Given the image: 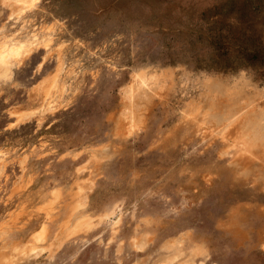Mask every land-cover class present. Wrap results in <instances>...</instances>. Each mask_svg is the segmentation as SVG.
Segmentation results:
<instances>
[{
    "label": "rangeland",
    "instance_id": "1",
    "mask_svg": "<svg viewBox=\"0 0 264 264\" xmlns=\"http://www.w3.org/2000/svg\"><path fill=\"white\" fill-rule=\"evenodd\" d=\"M12 10L0 0V38L38 43L0 77V251L47 232L46 250L7 261L159 264L181 239L180 258L201 245L196 263L264 264V154L233 157L229 103L213 86L250 101L238 118L264 119V0H37ZM153 73L157 82L137 85ZM78 190L83 230L49 253Z\"/></svg>",
    "mask_w": 264,
    "mask_h": 264
},
{
    "label": "bare ground",
    "instance_id": "2",
    "mask_svg": "<svg viewBox=\"0 0 264 264\" xmlns=\"http://www.w3.org/2000/svg\"><path fill=\"white\" fill-rule=\"evenodd\" d=\"M37 2V0H1V3L7 5V6H12L13 7V13L15 12L16 14L21 12L22 10L25 9H29L32 6L35 5V3ZM9 36V35H8ZM48 40V39H47ZM37 42V39L33 38V39H26V40H19V39H14V38H0V77H7L9 74V70H10V66H12L13 64H15L19 58L26 53L33 45H35ZM142 74V73H140ZM53 76V75H52ZM137 79H136V83L138 86H140V88L142 87H148L147 84L150 82V80H153L156 76V74H146V75H136ZM157 77V76H156ZM51 78V77H50ZM53 78V77H52ZM51 78V79H52ZM48 79V78H47ZM212 79V78H211ZM50 80V79H49ZM48 80V81H49ZM155 80V79H154ZM153 80V81H154ZM157 80V79H156ZM155 80V81H156ZM149 81V82H148ZM211 81V80H210ZM244 81V80H243ZM45 82V81H44ZM51 82V81H50ZM55 82V80L53 81ZM148 82V83H147ZM157 82V81H156ZM155 83V82H154ZM226 83V82H225ZM233 83V82H232ZM50 84V83H49ZM53 84V83H52ZM153 84V82L151 83ZM156 84V83H155ZM227 84V83H226ZM43 85V84H42ZM46 85V84H45ZM243 85V84H242ZM201 86L208 89V90H212V83L209 81H201ZM214 86V90H217L220 95L226 97L225 99H227L228 103H229V107L227 106L226 111H223L222 114L225 117V119H227L228 121H231L233 125H231V122H229L231 127H234L233 129V134L230 136L232 137V142L231 144L228 146L229 148L231 146H235L234 149H231V153L233 155L234 158H241V160L246 161V158L250 157H259L262 156V154H264V129L261 126L260 122L264 121V119L262 120V114L261 111H255V110H246V112L241 115L240 114V119L238 118V114L247 107V105L249 104V102H245V106L242 107V103L238 102L237 100H235V96H236V90L233 91V89L231 90L230 86L226 87L225 85L223 86H217V85H213ZM233 86V85H232ZM45 88V95L48 96V94H50V92L52 91L49 85L48 86H44ZM220 87V88H218ZM236 87V86H235ZM246 87V86H245ZM244 87V88H245ZM42 88V87H40ZM139 88V89H140ZM234 88V87H233ZM252 88V87H250ZM137 88V90H139ZM147 89V88H146ZM149 89V88H148ZM240 88H237V90H239ZM43 90V89H42ZM143 90H145L143 88ZM251 90V89H250ZM255 90V88H254ZM134 91V90H133ZM141 91V90H140ZM242 91V90H240ZM258 91V90H257ZM147 92V91H146ZM145 92V93H146ZM262 92V91H261ZM42 93V92H41ZM128 93V92H127ZM134 93V92H133ZM137 93V92H136ZM204 93V92H203ZM240 93V92H238ZM247 93V92H246ZM135 94V93H134ZM138 94V93H137ZM136 94V96H137ZM140 94V93H139ZM259 94V93H258ZM42 95V94H41ZM44 95V96H45ZM129 97V94H127ZM144 95V94H143ZM218 95V93H217ZM245 95V94H244ZM261 95V93H260ZM135 96V97H136ZM139 96V95H138ZM221 96V97H222ZM239 96V95H237ZM236 96V97H237ZM126 97V98H127ZM132 97V96H131ZM141 97V96H140ZM220 97V96H219ZM250 97V94H249ZM262 97V95H261ZM42 98V97H41ZM258 99L260 97H257ZM263 98V97H262ZM44 99V98H43ZM129 99V98H128ZM242 99V98H241ZM42 100V99H41ZM133 100V98H132ZM210 100V99H209ZM223 100V99H222ZM239 100V99H238ZM244 100V99H243ZM230 101V102H229ZM257 101V99H256ZM44 102V101H43ZM129 102V101H128ZM134 102V100L132 101ZM212 102V100H211ZM226 102V103H227ZM41 103V102H40ZM47 106L46 108H51L52 105V101H47L46 102ZM259 103V102H258ZM132 104V103H131ZM201 104V103H200ZM244 104V103H243ZM251 104V103H250ZM133 105V104H132ZM197 105V103H196ZM213 105V104H212ZM221 104H219L220 106ZM223 105V104H222ZM226 105V104H225ZM41 106V104H40ZM255 107V106H254ZM211 108V107H210ZM223 108V107H222ZM221 108V109H222ZM206 109V108H205ZM252 109V108H251ZM261 109V108H260ZM25 111V110H24ZM24 111H21L24 113ZM195 111V110H194ZM212 111V110H211ZM18 112V111H16ZM207 112V111H206ZM210 112V111H209ZM208 112V113H209ZM214 112V111H213ZM212 112V114H213ZM20 113V110H19ZM21 113V114H23ZM263 113V112H262ZM18 114V113H17ZM209 114L207 116H209L211 118V115ZM185 115V113H184ZM203 115V114H202ZM214 116V115H213ZM222 116V115H221ZM204 117V116H202ZM18 119V117H17ZM16 119V120H17ZM214 120V119H212ZM226 120V121H227ZM224 122V121H223ZM225 123V122H224ZM202 124V123H201ZM227 124V123H226ZM263 124V123H262ZM228 125V124H227ZM227 125H225L227 127ZM229 127V126H228ZM225 131V129H224ZM228 131V129H227ZM231 131V130H230ZM200 133V132H199ZM204 133V132H203ZM222 133V132H221ZM227 133V132H226ZM231 134V133H230ZM228 134V136L230 135ZM207 136V135H206ZM222 138V137H221ZM227 138V135H226ZM229 138V137H228ZM231 139V138H230ZM225 142V141H224ZM229 143V142H228ZM225 147V146H224ZM3 148V147H2ZM228 148V149H229ZM224 150V149H223ZM226 151V150H225ZM230 153V154H231ZM242 154H245L244 158H242ZM260 154V155H259ZM258 159V158H257ZM256 160V159H255ZM249 161V160H248ZM239 162V161H238ZM89 170V169H88ZM79 191V190H78ZM59 192V191H58ZM83 191H79L76 196V205H74L75 207H73L71 209V212L69 213V215L67 216L66 220L64 222H62L59 226V230L58 232L55 234V236L53 237L52 241L50 242V244H48L49 246H47V251L49 253H52L57 247H60L61 243H63L64 239L70 235H72L73 233H75L76 231H79L82 228L83 222L79 219H74V215L76 210L79 207H82L83 205V198L82 196H79ZM74 197V196H73ZM59 198V194L57 192H53L52 193V203L48 202L47 205H45V208L49 207V204H53V202L57 201V199ZM48 206V207H46ZM73 206V205H72ZM41 207L42 206H38ZM43 208V207H42ZM49 210V209H48ZM43 211V209L41 210V212ZM17 214V213H16ZM46 214V213H45ZM13 216V215H12ZM15 216V214H14ZM102 217V216H101ZM13 218V217H12ZM84 219V218H83ZM48 220V219H47ZM73 221L72 224H70V221ZM88 220V219H87ZM90 222H86V224L84 225V227H88V224ZM91 225V224H90ZM83 230V228H82ZM46 227L44 225L40 226L33 234H32V242L29 243V245H25L22 248L18 249L16 246H12L11 244L7 243L2 247H4V249H9L11 252L10 253H4V251H0V262H8L10 259L8 257H15L18 256V260L20 258H24L27 259L31 256H37L39 255V253L41 251H43L45 248L44 247H40V244L43 243V241L46 238ZM78 233V232H77ZM31 235V234H30ZM182 237V236H181ZM183 239V237H182ZM13 241V240H12ZM11 241V242H12ZM17 241H13V243H16ZM181 242V239H177L176 241H174L171 245L172 248L171 250V255L168 258V261L163 262V263H159V264H202V262H198L196 263L194 261L195 256L196 255H200L202 253L201 251V245L199 243H195L193 242V244L191 245L190 248V254L189 256H184L182 258L181 254L182 251H180V247L179 245H177L178 243ZM28 244V243H27ZM144 245V239L140 238V239H132V246L135 249H140L142 248ZM184 246V245H183ZM183 248V247H182ZM185 249V247H184ZM46 250V249H45ZM186 252V251H185ZM188 254V253H187ZM7 259H9L7 261ZM11 261V260H10ZM9 261V263H10ZM8 263V264H9ZM5 264V262H4ZM11 264V263H10Z\"/></svg>",
    "mask_w": 264,
    "mask_h": 264
},
{
    "label": "trees",
    "instance_id": "3",
    "mask_svg": "<svg viewBox=\"0 0 264 264\" xmlns=\"http://www.w3.org/2000/svg\"><path fill=\"white\" fill-rule=\"evenodd\" d=\"M252 57H253V56H250V57H249V55H246V58H247V59H245L244 63L247 64V63L249 62V60H250Z\"/></svg>",
    "mask_w": 264,
    "mask_h": 264
}]
</instances>
